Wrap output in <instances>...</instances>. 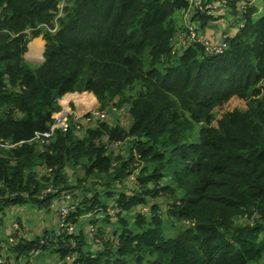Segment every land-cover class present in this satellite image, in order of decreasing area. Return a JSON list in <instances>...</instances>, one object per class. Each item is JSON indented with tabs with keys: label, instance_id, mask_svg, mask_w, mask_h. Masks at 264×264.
Wrapping results in <instances>:
<instances>
[{
	"label": "trees",
	"instance_id": "obj_1",
	"mask_svg": "<svg viewBox=\"0 0 264 264\" xmlns=\"http://www.w3.org/2000/svg\"><path fill=\"white\" fill-rule=\"evenodd\" d=\"M73 1L59 17L60 0H0V142L11 145L0 146V213L66 199L80 189L69 184V165L82 168L80 184L105 177L104 189L90 183L92 194L70 208L67 220L87 213L89 227L21 238L9 245L15 259L31 264L33 251L49 250L56 264H264V15L243 8L246 26L222 54L205 57L198 44L177 55L175 15L185 0ZM56 17L45 61L32 67L24 57L31 35L53 29ZM83 91L102 107L129 104L131 126L72 124L45 145L35 141L50 129L59 100ZM235 96L248 110L212 126L214 109ZM129 138V157L114 158L110 148ZM142 161L140 186L130 189ZM162 194L174 199L173 223L191 222L173 237L156 205L150 221L142 210L147 197ZM100 221L109 233L90 228Z\"/></svg>",
	"mask_w": 264,
	"mask_h": 264
},
{
	"label": "rangeland",
	"instance_id": "obj_2",
	"mask_svg": "<svg viewBox=\"0 0 264 264\" xmlns=\"http://www.w3.org/2000/svg\"><path fill=\"white\" fill-rule=\"evenodd\" d=\"M202 1L203 4L212 1V0H200ZM248 5H245V4ZM61 4V12L59 14V17L66 14L65 9H71L73 7L74 1L73 0H60ZM248 8L251 7V9L247 11H251L255 19H258L259 17H262L264 15V0H245L243 3L241 2H228L225 6L223 7H218V9L215 10V16H212L211 19L205 21L200 15L196 14L194 12L195 8L193 5H187L185 8L182 10L178 11L175 15V19L178 25V33L174 37V52L175 54H182L188 47H196L198 44H193V40L189 39L188 37L185 39L184 38V33H186L187 26L189 25H194L196 27V33L198 37L202 40H204L206 45L204 44L201 48L204 47L205 51V57H212L218 54H222L231 47V39L235 38L237 33L240 32L241 29L245 28L246 26V21L245 17L242 15L244 14L243 8ZM255 9H258L255 12ZM58 17H56L53 22H54V28L51 29L47 25H44L42 27V32L35 36L31 35V40L28 44V49L24 55L26 61L28 62L29 65L32 67H38L43 62L45 61V51L47 48V43H48V36L46 33H54L55 31L58 30L59 28V20H57ZM40 35H44L43 41H47V43L44 45V42L41 45L42 48V55L41 53H36L34 51L35 49H31L32 43L38 42V38ZM200 49V48H199ZM35 54L40 55L37 56ZM262 88L264 91V83L259 86ZM89 94H92L89 97ZM66 95H74L72 99H70L67 103L64 101V97H62L59 100L58 106L55 110L54 113V118L59 115L60 112L63 110L66 112H73L74 115H76L79 118H83L85 116H89L92 113L96 112H105L107 113L109 119V123L112 126L119 125L125 129H128L132 122H133V117L132 113L130 111V105L129 104H124L121 106H111V107H102L101 103L97 99V97L89 91H83V92H74V93H68ZM65 95V96H66ZM86 95V98L81 100V98ZM86 99V100H85ZM85 101V102H84ZM248 110V101L241 99L237 96L232 97L222 105L217 106L214 111L212 112L213 114V121H212V126H217L218 122L224 117L225 114L229 112H246ZM70 118H71V114ZM69 117V116H68ZM72 122V120H71ZM95 123V122H94ZM57 121L54 119L52 125H56ZM93 125H87L85 128H88ZM196 129L199 128L198 126L195 127ZM195 129V130H196ZM134 143V139L129 138L124 141L116 142L113 147L110 148V152L113 153L114 158L116 157H125L128 158L130 155V147ZM134 167L136 168L133 173L132 177L129 180V187L130 189H138L139 188V183L137 181V177L139 174H141V169L146 165L145 161L142 162H136L134 163ZM67 172L69 173V184L75 187H80V189L75 188L76 190L74 192H71L66 199L58 200L54 199L53 203L51 205V208H41L37 206L34 208V212L30 216V227H31V232L32 233H38V229L41 227H49L51 225V230L56 227L55 230H59L60 228V220L58 225H54V218L55 216L59 217V208H61L63 205H68L70 208L73 204H75L79 199L84 195L83 193L86 194H92L91 191L89 190L91 188L90 183L93 184L94 181H98L97 185L98 190L102 191L104 187L102 186L105 177L102 178H88L85 182L80 184L78 181L79 179H84L85 175L83 173V170L80 166H71L69 165L67 167ZM166 183V182H165ZM87 188L89 192H85ZM74 193V194H73ZM104 197V196H103ZM112 203V200L110 201ZM174 202V199L172 195L170 194H162L156 198H150L147 197V204L142 206V210L144 215L146 216V219L150 221L152 219V206L154 207L156 205L158 215L162 218V221L164 223V227L166 229V236L168 237H173L178 232L180 229L183 228L185 225H190V221L186 222H176L173 223L172 218L169 215L170 209H171V204ZM39 207V208H38ZM32 211V210H31ZM38 211V212H37ZM104 213L101 214L100 219H102ZM131 220L134 219V214L129 215ZM90 216L89 214H84L81 216V218L78 220L77 223H73V232H78L80 228L83 227H89L88 224H90ZM40 220V221H39ZM105 226L107 229L108 233L111 231L112 226L106 225L104 222L100 221L99 223H94L90 225V228L94 231H97L98 226ZM133 229H136V227L133 225ZM37 234H28V237L34 238ZM91 241L96 240L93 235L88 236ZM7 241V240H5ZM99 241V240H98ZM50 251H42L40 252L39 255H36L35 258H33V261L37 264H50L52 262H56V255L53 254L50 256Z\"/></svg>",
	"mask_w": 264,
	"mask_h": 264
},
{
	"label": "built area",
	"instance_id": "obj_3",
	"mask_svg": "<svg viewBox=\"0 0 264 264\" xmlns=\"http://www.w3.org/2000/svg\"><path fill=\"white\" fill-rule=\"evenodd\" d=\"M188 2L189 5H193L195 10L194 12L197 13H212L215 15V10L218 9V7L225 6L228 2H234L237 0H212L205 4L202 3L200 0H185ZM241 3H243L245 0H238ZM61 7V4H59ZM30 33V31H29ZM189 38L193 40V44H200V45H206L207 43L204 42V40L200 39L196 33V27L194 25L187 26L186 33H184V38ZM71 114V118L70 115ZM69 116V117H68ZM57 124L51 125L50 129L43 132V133H37L34 140L40 143L41 145H45L47 141L55 134L57 129H60L64 132L68 131L72 124L76 125L77 129L85 128L87 125H95L98 123V121L108 120L109 117L107 113L105 112H96L92 113L89 116H85L83 118H79L76 115H74L73 112H66L62 111L59 113L57 117H55ZM72 120V122H71ZM95 122V123H94ZM0 146H11L7 142H0ZM71 208V207H70ZM70 208L68 205H63L61 208H59V220H60V228L59 230H56V236H60L65 231L73 232V224H71L67 219L70 214ZM2 226V221L0 220V227ZM28 234L25 233L24 229L21 226V223L19 221H15L12 223V231L8 237V244L4 243L0 249H1V256H0V264H26V258L22 257L20 260L15 259L13 256V253L10 251L9 245H17L20 242L21 238L27 237ZM43 243L45 241H42ZM40 253V250L33 251L31 255H38ZM70 259V257H68ZM31 264H33V260L31 261Z\"/></svg>",
	"mask_w": 264,
	"mask_h": 264
},
{
	"label": "crops",
	"instance_id": "obj_4",
	"mask_svg": "<svg viewBox=\"0 0 264 264\" xmlns=\"http://www.w3.org/2000/svg\"><path fill=\"white\" fill-rule=\"evenodd\" d=\"M34 47L35 46L32 43L31 49L32 48L34 49ZM40 53L42 55V52H40ZM89 96L92 97V94H89ZM84 98H86V95H84L81 98V100H83ZM69 100L70 99H67L66 103ZM37 206H39L37 203H28V204H25V205L12 204V205H9L8 207H6L5 210L0 213V218L3 219L2 220V226L0 227V241L6 243L5 240H8V237H9L11 231H12V223L15 222V221H19L21 223V226L24 229L26 234L30 233V234L40 235L43 231L51 230V225L49 227H44V228L41 227V225H40V228L38 229L39 231H37L38 233H32L31 232L32 229H31V227L29 225L30 224V219L29 218H30L31 214L34 212V208H36ZM58 223H59V217L55 216L54 225H58ZM55 229H56V227L54 229H52V231L55 230ZM90 235L91 234L89 233L88 236H90ZM27 237H28V235H27ZM95 247H97V245H95ZM51 255L52 254H50V256ZM56 263H57V259H56V262H52L50 264H56Z\"/></svg>",
	"mask_w": 264,
	"mask_h": 264
},
{
	"label": "bare ground",
	"instance_id": "obj_5",
	"mask_svg": "<svg viewBox=\"0 0 264 264\" xmlns=\"http://www.w3.org/2000/svg\"><path fill=\"white\" fill-rule=\"evenodd\" d=\"M33 45L35 46L34 47V51H36V53L38 52V53H40V52H42V48H41V45H42V43L40 42V41H38V42H35V43H33ZM40 51V52H39ZM35 55H37V56H39L40 57V55H38V54H35ZM86 100V99H85ZM85 102V101H84Z\"/></svg>",
	"mask_w": 264,
	"mask_h": 264
},
{
	"label": "water",
	"instance_id": "obj_6",
	"mask_svg": "<svg viewBox=\"0 0 264 264\" xmlns=\"http://www.w3.org/2000/svg\"><path fill=\"white\" fill-rule=\"evenodd\" d=\"M43 37L44 35H40V37L38 38V41H40L41 43H43ZM47 43V41L44 42V45Z\"/></svg>",
	"mask_w": 264,
	"mask_h": 264
}]
</instances>
